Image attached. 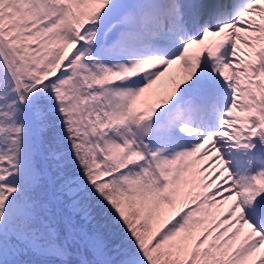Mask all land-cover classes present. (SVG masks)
Segmentation results:
<instances>
[{
	"label": "snow or ice",
	"instance_id": "obj_1",
	"mask_svg": "<svg viewBox=\"0 0 264 264\" xmlns=\"http://www.w3.org/2000/svg\"><path fill=\"white\" fill-rule=\"evenodd\" d=\"M0 264H264V0H0Z\"/></svg>",
	"mask_w": 264,
	"mask_h": 264
}]
</instances>
